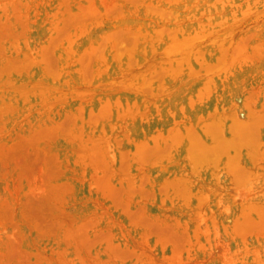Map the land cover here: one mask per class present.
<instances>
[{
    "label": "rangeland",
    "instance_id": "rangeland-1",
    "mask_svg": "<svg viewBox=\"0 0 264 264\" xmlns=\"http://www.w3.org/2000/svg\"><path fill=\"white\" fill-rule=\"evenodd\" d=\"M262 205L264 0H0V264H264Z\"/></svg>",
    "mask_w": 264,
    "mask_h": 264
},
{
    "label": "bare ground",
    "instance_id": "bare-ground-1",
    "mask_svg": "<svg viewBox=\"0 0 264 264\" xmlns=\"http://www.w3.org/2000/svg\"><path fill=\"white\" fill-rule=\"evenodd\" d=\"M214 119V118H213ZM239 120V119H238ZM239 121H241V122H243V120H239ZM246 121V120H245ZM236 123H233V127L235 128L236 126L238 127L237 129H238V133L239 134H236L235 135V137H232V138H230V137H228V138H226V137H223V140H222V145H217L216 144V146L214 147V146H209L208 144H207V142H205L201 137H200V135H197V134H193L192 135V138H191V140H192V151L194 152V150H195V148H197L196 150H195V152L193 153L192 152V157H195L194 159H196V160H200V158L202 157L201 155H203L204 157H206V156H210V155H213V154H215V153H217V151L218 150H220L221 148V150L222 151H224L228 146H234V144H236L237 146H239L240 145V142H242V141H244V142H246L247 141V139H248V135L251 133V131L253 130V128L251 127V131H249V133H248V130H250L249 128H250V125H247V124H245V123H243V125L241 124V125H239L240 123L238 122V121H235ZM234 124H235V126H234ZM245 124V125H244ZM230 125V124H229ZM244 126H246V127H244ZM255 126V125H254ZM248 128V129H247ZM236 129V130H237ZM242 129V130H241ZM244 130H245V132H244ZM235 131V130H234ZM220 134V133H219ZM239 135H240V137L241 138H239ZM238 136V137H237ZM244 136V137H243ZM250 136V135H249ZM221 137V138H222ZM226 138V139H225ZM225 139V140H224ZM238 143V144H237ZM243 143V142H242ZM226 151V150H225ZM236 155V154H235ZM234 155V158H236V156ZM233 157V156H232ZM231 157V158H232ZM232 161H233V163H234V161L235 162H238V161H236V160H234L233 158H232ZM237 164V163H236ZM234 166V165H233ZM235 167V166H234ZM236 168V167H235ZM244 205V204H243ZM254 206H255V204H253ZM260 206V205H259ZM262 206H264V205H262ZM261 206V207H262ZM258 207V206H257ZM228 208V207H227ZM259 208V207H258ZM226 210H229V208L228 209H226ZM205 223V222H204ZM206 226H208V225H206ZM209 227V226H208ZM208 231V230H207ZM206 231V232H207ZM264 244V243H263ZM259 250V249H258ZM259 253V252H258ZM264 253V252H263ZM260 254V253H259ZM256 255V254H255ZM255 255H253V256H255ZM258 255V254H257ZM260 257V256H259ZM264 258V257H263ZM254 259V258H253ZM260 259H262L261 257L259 258V260ZM258 259H257V261H259ZM261 262H262V260H261ZM256 264H259V263H256Z\"/></svg>",
    "mask_w": 264,
    "mask_h": 264
}]
</instances>
